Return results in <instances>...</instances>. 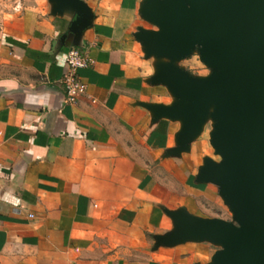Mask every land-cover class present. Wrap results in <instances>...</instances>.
Instances as JSON below:
<instances>
[{"label":"crops","instance_id":"1","mask_svg":"<svg viewBox=\"0 0 264 264\" xmlns=\"http://www.w3.org/2000/svg\"><path fill=\"white\" fill-rule=\"evenodd\" d=\"M0 0V264H210L209 242L158 246L175 229L168 212L231 213L198 176L204 135L179 147L181 120L151 106L176 97L154 82L161 63L136 39L157 30L144 0ZM72 50L86 93L69 101ZM201 77V76H198ZM226 209V210H225ZM221 213L223 215H221ZM228 221V220H227Z\"/></svg>","mask_w":264,"mask_h":264},{"label":"water","instance_id":"2","mask_svg":"<svg viewBox=\"0 0 264 264\" xmlns=\"http://www.w3.org/2000/svg\"><path fill=\"white\" fill-rule=\"evenodd\" d=\"M54 1L79 12L77 25H90L85 2ZM141 15L157 29L136 34L147 57L161 61L154 82L177 99L150 108L157 118L183 121L174 153L188 151L214 121L211 144L222 161L207 157L198 181L216 184L233 215L168 212L175 229L158 246L209 242L221 247L210 264H264V0H144ZM195 51L212 70L208 77L178 67Z\"/></svg>","mask_w":264,"mask_h":264},{"label":"rangeland","instance_id":"3","mask_svg":"<svg viewBox=\"0 0 264 264\" xmlns=\"http://www.w3.org/2000/svg\"><path fill=\"white\" fill-rule=\"evenodd\" d=\"M15 1L17 0H8L7 2H8V5H13L16 3ZM177 64H178V67L188 71L194 76L208 77L212 73V70L201 61L198 51H195L190 57L184 60H181ZM214 124H215L214 121L212 119H209V121L204 126V130L202 132V135H204V140H205V147H204L205 151L204 152L207 153V156L209 158L219 163L222 161V157L216 154L215 149L211 144V140H212L211 135L215 130ZM224 214L228 221L233 220L232 213L228 214L225 211ZM221 215L223 214L221 213ZM210 249L217 251V250H220L221 247L213 245L211 246Z\"/></svg>","mask_w":264,"mask_h":264},{"label":"built area","instance_id":"4","mask_svg":"<svg viewBox=\"0 0 264 264\" xmlns=\"http://www.w3.org/2000/svg\"><path fill=\"white\" fill-rule=\"evenodd\" d=\"M67 63L71 71L65 79L66 89L69 101L74 102L86 93V85L79 81L77 70L88 68L91 62L82 51L72 50L67 56Z\"/></svg>","mask_w":264,"mask_h":264}]
</instances>
